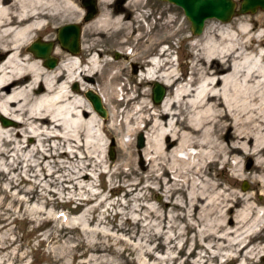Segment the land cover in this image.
<instances>
[{
    "label": "bare ground",
    "instance_id": "6f19581e",
    "mask_svg": "<svg viewBox=\"0 0 264 264\" xmlns=\"http://www.w3.org/2000/svg\"><path fill=\"white\" fill-rule=\"evenodd\" d=\"M106 1L98 0V3L103 6ZM127 3L141 4V0ZM70 9L77 13L70 20L83 23V28L93 24L91 35L102 31L118 35L131 26L113 11L103 9L90 21H83L81 14L85 9L80 0H0V53H3L0 54L3 55L0 116L14 123L12 126L0 124V173L17 168L23 162L25 168L33 172H36L34 169L45 170L50 167L49 159L58 157L81 162L92 159L101 164L103 160L89 148L104 150L101 132L106 128L103 119L108 117L105 106L120 95L111 110V127L119 120L122 136L127 139L122 140L121 146H128L131 136L144 130L141 156L150 168L148 180L155 181L168 198L181 195L182 204L174 203L175 208L191 209V215L199 213L196 242L203 254H199L195 264H205L206 254L220 261L232 260L235 264H260L264 260V247H251L247 242L257 232L254 228L242 232L241 228L254 215L257 217L254 226L259 227V231L262 226L259 219L264 218V198L261 202L254 200L261 194L259 190L264 197V10L261 9L263 12L257 18H245L227 26L223 25L226 22L221 23V28L200 44L197 39L192 41L191 47L196 52L190 78L172 93L164 94L156 106H149L145 100L148 92H137L135 87L128 89L127 83L119 85V90L115 88L128 71L122 62H104L99 49L92 53L87 45H81L80 49L87 51V61L82 67L77 54L64 55L54 48L51 53L66 60L58 61L46 72L38 60L28 63L31 57L23 58L26 43L44 31L62 10ZM172 22L164 19L163 24L166 28ZM203 30L204 25L196 36H201ZM164 40L163 37L158 44ZM127 44L128 40L118 41L120 53L123 54ZM153 46L154 41L150 40L143 52L150 53ZM123 55L146 66L138 82L140 88L157 82L171 89L179 80L164 48L156 57L144 62L141 61L144 56L135 50ZM103 65L108 71L103 89L87 86L86 81L78 78L100 71ZM111 69L116 71L112 73ZM26 75L31 81L21 87ZM69 83L80 84L81 89L75 91L95 93L107 116H99L84 93L82 98L73 89L68 90ZM36 84L43 92L30 96L29 91ZM21 137H30L32 143L22 146ZM245 159L244 167L241 163ZM218 164L231 173L225 185L218 175L211 174ZM58 166L64 165L59 163ZM85 167H77L68 181L77 184L88 179ZM164 177L165 182H162ZM245 179L258 187L255 193L243 195L234 190L236 183ZM235 208L239 209L235 211ZM187 226L195 228V225ZM175 239H168L161 246ZM176 247L174 243L164 252L165 256L156 258V264H175L177 258L172 249ZM103 249L96 241L88 251L99 253ZM145 254L150 257L152 252L145 251ZM93 260L110 264L104 255Z\"/></svg>",
    "mask_w": 264,
    "mask_h": 264
},
{
    "label": "rangeland",
    "instance_id": "374dc122",
    "mask_svg": "<svg viewBox=\"0 0 264 264\" xmlns=\"http://www.w3.org/2000/svg\"><path fill=\"white\" fill-rule=\"evenodd\" d=\"M95 1V16L102 9L108 12L113 10L109 7L112 0L104 2L103 6L99 5L98 0ZM128 1L122 4V10L113 12L114 15L122 18L124 23L131 24L126 31L118 35L112 31H102L100 34L91 35L94 31L93 24L83 28V23L74 19L70 20L77 14L76 11L62 10L44 31L34 35L26 43L23 58L31 57L28 63L38 60L45 72L51 70L43 67L41 59H35L27 51V46L35 39L51 41L52 50L59 49L64 55H68L56 41V30L63 24L77 23L80 27L79 51L76 53L79 65L83 67L84 62L87 61V51H82L81 45H87L93 51L90 53H94L97 49L101 50L104 62H122L128 71L127 76H122L121 80L117 81L115 88L119 90V85L127 83L128 89L135 87L137 92L146 91L148 92L146 102L149 106H156L157 104L152 103L150 98L152 83H147L141 88L138 86L146 66L138 65L130 58H124L123 54L135 50L140 56H144L141 59L144 62L151 57H156L164 48L166 54H169L172 69L179 78L171 89L165 87L164 94L172 93L173 89L190 78V66L196 52L191 47L192 41L197 39L199 44L202 43L206 36L216 33L221 28V23L225 22L207 19L204 21V33L196 36L191 34L189 22L178 6L163 0H141V4L132 3L131 5L127 3ZM232 1L236 10L241 0ZM262 12L261 9L256 8L253 13H234L223 25H233L249 17L257 18ZM83 14L84 11L81 14L82 20ZM164 19L173 20V22L165 28ZM163 37L164 42L158 44ZM119 40L129 41V44L123 48V54L120 53L117 45ZM150 40L154 41L153 50L145 54L143 48ZM0 57L2 60L3 55ZM56 57L60 62L66 60L57 55ZM115 71L116 69L110 70L112 73ZM107 72L106 66L103 65L100 71L78 78L86 81L87 86L93 85L97 89H103ZM30 81L31 77L26 75L25 83L21 84V87L29 84ZM73 84H68V90L72 89ZM40 87L38 84L33 85L29 95L35 96L43 92L42 87L41 90L38 89ZM79 88L80 84L77 83V90ZM73 90L78 97L83 98L82 90ZM120 98V95H116L113 101L105 106L108 117L103 119L106 128L101 132L104 150L99 152L98 149L89 148L94 150L93 153L98 156V159L103 160L101 164L98 165L97 161L92 159L81 162L76 159L67 160L58 157L50 158V167L45 170L34 169L36 172H33L31 169H26L23 162L17 168L0 173V264H98L100 262L93 259L100 255H104L110 264H156V258L165 256L164 252L172 248L174 243L177 244V247L172 249L173 255L177 258L175 264H183L184 260V264H195L199 254H203V250L196 242L199 213L191 215L193 214L191 209L175 208L174 203L179 206L182 204L181 195L174 194L168 198L155 181L148 180L150 168L141 156L144 142L140 147L136 145L137 134L141 133L143 138L144 130L135 132L128 146H121L122 140L127 139L122 136L119 120L115 122L113 128L111 127V110ZM223 134L224 131L220 133L221 138ZM20 140L22 146L32 143L30 137H21ZM110 145L113 152L112 158L108 155ZM7 161H10V158ZM246 161V159L243 160L241 165L245 167ZM59 163H63L64 166L59 167ZM82 166H86L84 172L88 175V179L79 181L77 184L74 181L69 182L72 172ZM3 169L7 170V167ZM211 174L218 175L220 182L225 185L231 173L226 167L218 164ZM44 176L45 178H42ZM165 179V177L162 178V182H165ZM248 180L238 181L234 190L243 195L255 193L258 187ZM243 181L246 182L244 190L241 189ZM258 193L262 194L260 190ZM261 194L254 197L256 202L263 201L264 197ZM237 209L239 208L234 210ZM255 219L257 217L251 216L245 224H242L241 231L254 228L257 235L252 236L247 242L251 247L260 248L264 247V218L259 219L262 220L259 231V227L254 226ZM187 224L195 225L193 226L195 231ZM171 238L176 239L168 245L161 246ZM96 241L98 246L104 248V251L89 252V247ZM181 246L182 250H179ZM145 251H151L152 255L147 257ZM203 260H207L205 264H235L232 260L220 261L210 254H206ZM260 264H264V260Z\"/></svg>",
    "mask_w": 264,
    "mask_h": 264
},
{
    "label": "water",
    "instance_id": "95a60500",
    "mask_svg": "<svg viewBox=\"0 0 264 264\" xmlns=\"http://www.w3.org/2000/svg\"><path fill=\"white\" fill-rule=\"evenodd\" d=\"M178 6L189 22V28L192 35L201 33L204 21L215 19L219 22H227L234 13H253L256 8L264 10V0H241L239 6L234 10L235 4L232 0H163ZM86 13L83 20L86 21L93 17L95 13L94 0H82ZM79 33L80 27L77 23H66L59 26L56 30V41L61 49L70 54H76L79 50ZM51 41H42L35 39L27 46V51L35 58L41 59V64L47 69H52L57 64V57L52 55ZM76 89L75 83L72 86ZM41 90V88H38ZM165 88L157 82L151 85V101L158 104L164 96ZM84 96L90 101L92 109L102 118L106 116V111L100 105L99 97L91 92L85 91ZM2 126L13 125L14 123L0 116ZM143 138L141 133L136 136V145L142 146ZM109 158H112L113 152L111 145L108 150ZM246 182H242L241 189L244 190Z\"/></svg>",
    "mask_w": 264,
    "mask_h": 264
},
{
    "label": "flooded vegetation",
    "instance_id": "af4514ba",
    "mask_svg": "<svg viewBox=\"0 0 264 264\" xmlns=\"http://www.w3.org/2000/svg\"><path fill=\"white\" fill-rule=\"evenodd\" d=\"M126 0H112V2L109 4V7H112L113 8V12L117 13V10H122V4L125 2ZM81 4H82V0H80ZM96 3V1L94 0V4ZM84 8V6H83ZM85 9V8H84ZM95 12H96V7H95ZM85 13H86V10H85ZM84 13V14H85ZM83 14V15H84ZM96 14V13H94ZM58 59V58H57ZM59 60V59H58ZM76 85V88H77V84ZM73 86V85H72ZM73 89V88H72ZM76 90V89H75Z\"/></svg>",
    "mask_w": 264,
    "mask_h": 264
}]
</instances>
